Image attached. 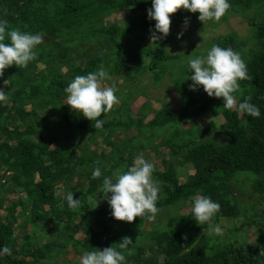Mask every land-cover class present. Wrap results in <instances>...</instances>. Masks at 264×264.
<instances>
[{"label": "trees", "instance_id": "16d2710c", "mask_svg": "<svg viewBox=\"0 0 264 264\" xmlns=\"http://www.w3.org/2000/svg\"><path fill=\"white\" fill-rule=\"evenodd\" d=\"M230 3V10L220 20L231 13L245 14L264 0ZM151 6L152 0H0V18L10 28L46 34L35 61L26 68L12 65L0 78V89L10 96L7 102H0V247L12 249L11 256L0 257V264L72 263L65 255L71 250L82 255L97 247L118 248L124 237L133 242L121 250L127 264H264V17L256 20L249 15L252 36L243 38L232 31L207 40L204 48L207 51L217 44L244 52L252 78L239 82L237 104L250 96L261 117L225 109L223 98L207 93L194 106L199 91H205L201 86L195 91L189 88L188 64L189 81L179 94L181 101L186 100L181 110L164 100L153 111L151 98L133 110L129 104L134 95L147 92L142 80L158 88L167 76L166 61L183 50H193L192 56L206 54L200 51L205 44L197 49L185 44V49L174 53L167 50L171 36L178 40L174 33L181 32L178 29L185 25V18L194 25L201 22L199 12L181 8L170 14L174 31L153 43L150 29L156 22L148 18L147 11ZM117 12L126 14L121 23L108 19ZM183 32L182 39L190 40L189 32ZM101 65L116 82L119 103L98 118L106 123L95 129V121L65 104L64 89L75 76L94 72ZM173 79L170 76V83ZM103 83L111 85L112 81ZM206 114H221L225 122L220 127L212 123L203 127L198 122L184 126ZM164 126L165 131L157 132ZM130 129L137 132L129 135ZM218 130L227 136L225 140L208 136ZM163 146L169 155H162L163 169L155 165L153 174L161 189L158 209L178 202L191 205L192 196H210L221 205L213 220L232 223L228 234L210 235L208 225H198L191 210L171 213L151 230L144 228L146 217L123 221V227L122 220L112 217L103 197V177L117 169L126 171L138 155L152 162L143 151L149 147L160 154ZM97 161L102 176L94 180L91 173ZM189 164L194 172L181 179L180 169ZM251 171L253 179L243 174ZM61 189L62 194L57 195ZM69 191L81 200L80 207L67 206L63 196ZM252 197L256 199L251 202ZM238 218L242 219L240 225L235 222ZM253 226L259 230L260 241L249 243L247 228ZM40 236L44 241L34 240Z\"/></svg>", "mask_w": 264, "mask_h": 264}, {"label": "clouds", "instance_id": "9594fccd", "mask_svg": "<svg viewBox=\"0 0 264 264\" xmlns=\"http://www.w3.org/2000/svg\"><path fill=\"white\" fill-rule=\"evenodd\" d=\"M199 12L198 19L202 22H218L231 8L230 0H152V6L147 10L148 18L155 20L154 29H150V39L155 43L166 39L170 34L172 24L171 15L179 9ZM189 21L185 18V27ZM44 32L31 33L18 28H10L6 19L0 18V78L4 70L15 65L26 68L29 63L38 57V46L44 43ZM184 32L177 33V39H182ZM8 40L10 42L5 43ZM193 53V52H192ZM190 69L193 91L203 86V90L210 97L223 98V107L228 110L236 108L239 112L251 118L261 117L260 108L251 103V97H245L237 104L236 94L240 91V81L251 79L246 61L241 54L232 48H222L213 44L206 54L189 55L187 60ZM189 79L188 77L185 79ZM104 81H112L110 86H104ZM7 84V81L4 82ZM116 82L110 72L103 65L94 72L86 75H77L64 89L67 94L65 104L82 116L95 121V129H102L105 119H98L107 114L119 103ZM10 96L0 89V102H7ZM98 165L92 170V179L102 176ZM155 164L143 155L134 158L133 163L126 171L117 169L111 176H104L102 183L103 197L107 199L111 215L117 220L132 222L137 216L146 217L153 221L159 212L157 202L160 198V185L154 179ZM62 194V189L57 195ZM67 206L76 209L81 206L80 199H74L73 191L66 196ZM191 201L192 218L198 225H208L209 234L223 237L225 229L211 221L220 213L221 205L210 196L196 195L189 197ZM133 242L130 237H124L119 247L95 248L93 251H84L79 258V264H127L126 255L122 249ZM131 254L130 252L128 253ZM11 256L12 249L7 245L0 247V257ZM264 255V253H262Z\"/></svg>", "mask_w": 264, "mask_h": 264}, {"label": "rangeland", "instance_id": "374dc122", "mask_svg": "<svg viewBox=\"0 0 264 264\" xmlns=\"http://www.w3.org/2000/svg\"><path fill=\"white\" fill-rule=\"evenodd\" d=\"M256 9V10H255ZM255 9H249L245 14H228L226 18L219 20L218 22H215L214 24H207V26H202V23L199 22L198 24L194 25L193 23H188L187 27L182 26L179 27L178 30H183V31H188L189 32V39L187 41H184L183 39H178L176 40L174 37L171 36V41L168 45V51L169 52H176L178 49H185V44H192L193 49H197L200 45H204L206 43L207 40H213L216 36L228 33V32H236L239 36L241 37H248V36H252L253 33V29L252 26L250 25V21H249V15H254L256 20H261L264 17V3L263 4H259L257 7H255ZM126 17V14L124 12H117V13H113L112 15H110L108 17L109 20L112 21H116L118 23L122 22V19ZM174 31L173 26L171 27L170 33H172ZM174 34H176L175 36H177V32H175ZM141 43V42H140ZM145 43V42H144ZM146 43H149L146 42ZM139 46V45H137ZM175 46V48H174ZM205 47H208L207 44H205L203 47H201L202 53H205L206 50H204ZM254 47V41L251 39V48ZM192 50V49H191ZM186 50H183L181 54H179L175 59L173 60H168L164 63L167 71L166 74L167 76H165V78L163 79L162 83L159 85L158 88H154L152 86L151 83H148L144 80H142V86L147 90L146 93H142V94H137L134 95L133 100L130 102V106L133 110H137L146 98H151L152 99V103L153 106L151 107L153 111H155V109L157 107H159V105L163 102H165L167 100V102L170 103V105L172 106V108L176 109V110H181L182 107H184L183 102L186 101L183 98V102L180 99L181 96V90L183 89V87H185L189 81V79L185 80L188 77V72H186L187 70V60L189 58V55H194L195 52L192 50V52H184ZM199 51V52H200ZM242 58L245 56L244 52L242 50L238 51ZM150 72L152 73V71L150 70ZM174 76L175 80L173 79V81H171L172 85L175 84V87H173L170 83V76ZM121 80V79H120ZM133 81L135 82V79H133ZM104 86H110L109 83H103ZM189 84H192V81H189ZM176 85H178L180 87L177 88ZM202 91L203 90V86H201ZM200 95L197 96V100L194 101L193 105L194 106H198L200 105V103L202 102V100L205 98L206 92L202 93L201 90L199 91ZM180 94V96H179ZM185 95L187 97H191L190 95L186 94ZM165 100V101H164ZM190 110V109H189ZM192 110V108H191ZM152 113H150L147 117H151ZM180 118V117H179ZM49 119H53L55 120L53 117H49ZM189 119V118H187ZM196 122H198L201 126L205 127L207 124H215L216 126L220 127L221 124H223L225 122V119L223 117V115L219 114V115H212V114H206L203 115L199 118H197L196 120L189 122L186 121L184 123V126H187L189 124H191L192 126H194V124H196ZM194 128V127H193ZM165 129H167V127H159L157 132H162L165 131ZM59 132H62L61 130H57ZM56 132V131H55ZM129 135L131 134H135L137 132V130L134 129H130L127 131ZM209 137H213L215 139H217L218 141H223L226 139V135L221 131L218 130L216 132H212L208 135ZM90 148H94V144L91 143L90 144ZM159 151L161 152L160 154H157L156 151L153 150V148H147V150L143 151V154L148 155L149 157L151 156V160L152 162H154V164L159 168V169H163V165L161 163L162 160V155H169V149L165 146L161 147L159 149ZM181 171V179H183L185 177V175L187 173H193L194 172V167L191 166L190 164L186 167H184ZM242 174V173H241ZM243 174H246L248 176H251V179H253L254 174L253 172H244ZM256 199V197H252L251 198V202L254 201ZM178 202L174 205L168 206L167 208H165L164 210H159L158 214L156 215L155 220L153 221H149L147 220V223L144 225V228L146 230H151L153 226L157 225L158 223H162L165 222L167 219H169L170 214L174 213L173 215H177L178 212H183V213H187L191 210L192 205L184 202ZM182 205V206H181ZM181 207V208H180ZM264 214V208H263V212H261ZM260 213V214H261ZM106 220L112 224L114 223V220L112 218H110L109 216H106ZM242 219H236L235 222L240 225L241 224ZM169 222V221H168ZM211 223L213 225L219 224L221 227H223L225 229L224 231V235L228 234L230 231V227L232 226V223L230 222V220H226V219H221L218 221L212 220ZM121 226L123 227V225L125 224V222H121L120 223ZM173 224H176V221L173 222ZM119 225V224H118ZM168 226L165 228L167 229L170 225L167 224ZM121 228V227H120ZM247 240L249 243H254V242H259L260 241V236H259V230L257 227L253 226L251 228H247ZM244 229H242L243 231ZM17 235L19 234L18 231L16 233ZM81 233H79L77 235V237H80ZM223 235V236H224ZM241 237L245 238L244 236V232H242ZM38 239L39 242L44 241L45 238L40 237H34V240ZM67 256L68 259H73V262L70 263V261H60L59 260L54 263V264H74V262L79 263V258L81 257V255L78 253L75 254L74 250H71V252H69L68 254H65Z\"/></svg>", "mask_w": 264, "mask_h": 264}]
</instances>
